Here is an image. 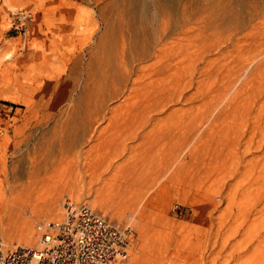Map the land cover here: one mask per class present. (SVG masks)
<instances>
[{
	"label": "rangeland",
	"instance_id": "rangeland-1",
	"mask_svg": "<svg viewBox=\"0 0 264 264\" xmlns=\"http://www.w3.org/2000/svg\"><path fill=\"white\" fill-rule=\"evenodd\" d=\"M171 1L156 20L140 0H0V228L9 213L11 225L24 214L35 245L36 224L59 220L70 200L131 227L124 264H264V0H231L229 32L190 21L158 42L162 18L180 19L185 7L196 20L207 2ZM123 40L152 43L158 56L144 65L168 63L151 78L165 86L160 107L126 113L123 98L112 101L83 144L87 158L64 155L12 189L42 145L73 136L66 108L96 76L100 54ZM55 196L59 212L43 215ZM1 238L25 243L0 229Z\"/></svg>",
	"mask_w": 264,
	"mask_h": 264
},
{
	"label": "bare ground",
	"instance_id": "bare-ground-1",
	"mask_svg": "<svg viewBox=\"0 0 264 264\" xmlns=\"http://www.w3.org/2000/svg\"><path fill=\"white\" fill-rule=\"evenodd\" d=\"M163 2L164 0H140L138 7H140V9L141 8L143 9V7H145L150 17L156 18L157 16H159L158 14L161 11L160 7L162 6H160V3H162L163 5ZM203 3H205L206 6L205 7L202 6L203 13L200 12L201 15L197 17L196 20L194 19L195 16L193 20L191 14H186L185 7L181 9L182 13H180L181 17L179 16L180 19L171 20L168 18L169 20H166L167 18L166 19L162 18L161 19L162 21H160L161 23L159 26V33L156 36L157 38L156 40L160 42L169 33L177 29L179 30V28H182L185 24L189 23L190 21L195 23L197 27L201 29L200 31L202 32L206 29L209 30L210 28L214 29L215 30L214 32H216V30L218 29H222L224 31L226 30V32L227 31L229 32L230 29L229 23H231L230 22L231 21L230 4L232 5L231 0H207V2H203ZM172 4L174 5L173 2ZM134 10L137 11L136 9ZM112 37L114 36L112 35ZM114 40L112 41L115 42ZM121 42L118 43V44L121 43L120 46L119 45L117 46V44L111 46V51L113 52L112 53L109 51L111 55L106 53L107 52L106 49H105L106 52L104 50L105 52L104 56H102L103 54H100L101 55L100 62L96 65L97 74L94 71L96 76L94 78L92 76L93 80L90 82V84L85 83L83 89L76 96V99L73 98V100L75 99V103H73V105L70 107L66 106L67 111L65 112V114L68 113V115H70V118L72 117V119H74L73 124L75 125V130L69 134V136L70 135L73 136L71 138H67V136H62V138L57 139V141H52L51 143L45 146L42 145L41 150H43L42 151L43 156L41 155L39 159L33 160V162H31V164L29 165L30 172L28 171V175L26 179L27 181L25 182L20 181V178L22 177L23 173L22 175L21 173H18V175L13 174L14 178L10 182V186L12 189L16 187H20L24 183H26L24 186L31 185L32 181H34V178H37L40 175L41 169L47 170L57 161H61L64 155L65 156L73 155V158L82 161L83 158L86 157V153H87L84 152V150L82 149L83 144L85 142H89L94 137H96V133L98 129L97 131L96 129H94L95 123L98 122L100 119L102 120L105 117L107 111L111 109L110 105L112 101L117 100L119 98H123L122 102L123 104H125L124 108L127 111L126 113H130L134 109L138 111L152 110L153 104L156 102V99L162 98V95L166 91L165 86L162 84L163 82L162 83L158 82L159 84H156L151 78L155 73L161 74L164 71V69L169 66L168 63L162 62L157 64L156 62H153L154 61L153 59L152 61L153 63L148 62L149 65L143 64V62L151 59L152 57L156 58L158 56V54H156L157 50H153L151 42L150 45H147L146 47H141L140 49H135L134 47L132 48V46L131 45L128 46V44L126 46L125 44L126 42H124V40ZM105 45H108L106 43V40H105ZM104 52L101 51V53ZM97 60L99 59L96 58V61ZM152 99L153 102L151 103ZM70 100L72 99L70 98ZM154 107H155L154 109H156L157 106ZM57 109L60 112L66 110V109L62 110V105H59ZM41 120L43 121V118ZM18 180L19 182L15 184V182ZM72 184L74 185V186L72 185L74 188L76 185L78 188L81 189V187H83L84 182L75 179L72 181ZM118 186L121 185L118 184ZM118 186L114 185L111 188V190H109L110 191L109 195L110 193L112 194L110 195L109 200H115L121 195V194L119 195L120 188H116ZM109 188L110 187H108V189ZM80 189L78 191H80ZM82 192L81 194H79L81 199L84 197V193ZM98 196L100 195L98 194ZM108 197L109 196H107V198ZM57 201H58V196H55L48 203L46 202V204L44 205L45 207L43 209L40 210L39 208L38 210L42 212L43 215L48 214L51 216L53 214H56L60 210ZM97 204L98 205L100 204L99 198H96V200L93 201V205H97ZM7 217H8L7 219L8 222L6 223L4 222L0 228L4 239L7 242H11L17 239L19 241H25L24 244L18 241L19 242L17 243L18 245H30V243L33 241L32 240L33 234L31 229L32 220L29 217L24 216V214L20 213L19 215L20 219H18L19 221L16 219L17 221L15 220V222H13V224L11 225L13 221L12 213H9L8 216L6 215L5 218ZM0 240L2 241V238Z\"/></svg>",
	"mask_w": 264,
	"mask_h": 264
},
{
	"label": "built area",
	"instance_id": "built-area-1",
	"mask_svg": "<svg viewBox=\"0 0 264 264\" xmlns=\"http://www.w3.org/2000/svg\"><path fill=\"white\" fill-rule=\"evenodd\" d=\"M56 221L36 224L35 245H5L0 264H124L131 227H118L87 204L65 200Z\"/></svg>",
	"mask_w": 264,
	"mask_h": 264
}]
</instances>
